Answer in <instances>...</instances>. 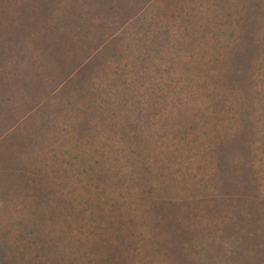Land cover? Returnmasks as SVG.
Instances as JSON below:
<instances>
[{"label": "rangeland", "instance_id": "rangeland-1", "mask_svg": "<svg viewBox=\"0 0 264 264\" xmlns=\"http://www.w3.org/2000/svg\"><path fill=\"white\" fill-rule=\"evenodd\" d=\"M0 264H264V0H0Z\"/></svg>", "mask_w": 264, "mask_h": 264}]
</instances>
